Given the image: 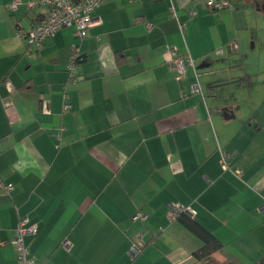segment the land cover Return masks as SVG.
Segmentation results:
<instances>
[{"label":"crops","instance_id":"crops-1","mask_svg":"<svg viewBox=\"0 0 264 264\" xmlns=\"http://www.w3.org/2000/svg\"><path fill=\"white\" fill-rule=\"evenodd\" d=\"M39 1L0 0V264H19L23 217L36 264H196L174 204L221 242L217 262L264 258V0H103L84 39L65 27L30 45L16 24ZM172 48L194 61L183 79Z\"/></svg>","mask_w":264,"mask_h":264},{"label":"built area","instance_id":"built-area-1","mask_svg":"<svg viewBox=\"0 0 264 264\" xmlns=\"http://www.w3.org/2000/svg\"><path fill=\"white\" fill-rule=\"evenodd\" d=\"M41 4L47 6L44 10L43 15L35 22L26 27L21 25L19 22L17 25V32L21 38L27 40L28 44H41L45 39L53 37L57 31L61 28L71 27L74 30L75 35L78 40H82L86 37L90 28L96 23L95 11L103 2V0H40ZM208 5L213 9L219 10L224 8H233L234 0H208ZM17 2L10 4L11 8H16ZM174 14V9L171 7ZM150 25H148L149 27ZM78 43H72V54L68 63V72L72 78L75 77L76 71L78 69V56L80 52L78 51ZM232 48H236V43L231 44ZM170 54V67L176 72L178 79H183L187 68H194V61L192 58H183L178 54L175 48L169 50ZM12 86L8 85V89L11 90ZM201 92L199 83L196 82L190 86V93ZM69 107L67 101L64 103V109ZM59 137V135H57ZM227 154H221V166L223 170H231L227 162ZM237 176H241L240 170L233 171ZM0 188L10 191L12 189V184H4L0 181ZM179 213H191L190 208L183 207L179 204H174L169 210V219L174 220ZM139 216L144 219L145 215L140 213ZM38 232V227L34 223H30L27 217L20 219L18 225L13 230V235L7 241L9 243L17 256L19 264H36V259L29 252L28 245L25 241L27 235H36ZM142 243L141 236L139 238L138 245H133L129 254L133 258L139 252V246ZM4 245V243H1ZM63 246L69 249L70 243L65 241Z\"/></svg>","mask_w":264,"mask_h":264},{"label":"trees","instance_id":"trees-1","mask_svg":"<svg viewBox=\"0 0 264 264\" xmlns=\"http://www.w3.org/2000/svg\"><path fill=\"white\" fill-rule=\"evenodd\" d=\"M77 60V62L80 63L82 60V54L78 56ZM175 219L179 220L187 229H189L202 241V246L193 253L196 264H233L230 262L219 263L212 257L215 252L221 249L222 244L216 239L214 235L205 230L197 221H195L186 213H179ZM144 245L145 242L142 241L139 249L141 250ZM255 264H264V258L260 259Z\"/></svg>","mask_w":264,"mask_h":264},{"label":"water","instance_id":"water-1","mask_svg":"<svg viewBox=\"0 0 264 264\" xmlns=\"http://www.w3.org/2000/svg\"><path fill=\"white\" fill-rule=\"evenodd\" d=\"M227 83H229V82L220 83V84H218V85H223V84H227Z\"/></svg>","mask_w":264,"mask_h":264}]
</instances>
